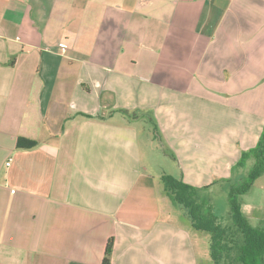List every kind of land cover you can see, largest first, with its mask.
<instances>
[{
	"label": "crops",
	"instance_id": "0c3cea01",
	"mask_svg": "<svg viewBox=\"0 0 264 264\" xmlns=\"http://www.w3.org/2000/svg\"><path fill=\"white\" fill-rule=\"evenodd\" d=\"M263 127L264 0H0V264H208L162 177L211 192Z\"/></svg>",
	"mask_w": 264,
	"mask_h": 264
},
{
	"label": "trees",
	"instance_id": "16d2710c",
	"mask_svg": "<svg viewBox=\"0 0 264 264\" xmlns=\"http://www.w3.org/2000/svg\"><path fill=\"white\" fill-rule=\"evenodd\" d=\"M121 111L130 114L127 109ZM155 132L157 134L158 130L155 129ZM36 144L37 141L33 139L20 137L18 140V147L21 148H30ZM249 161H253V165L245 175L243 169ZM263 173L264 127L257 144L242 151L239 161L232 167L231 176L222 178L227 183L232 215V222L227 224L209 204L208 197L201 196L200 191L206 187L189 184L171 175L162 177L165 195L175 208L182 211L192 231L208 236V264H264V220L256 223L250 219L244 213L240 200ZM113 248L114 238L111 237L103 264H112Z\"/></svg>",
	"mask_w": 264,
	"mask_h": 264
},
{
	"label": "rangeland",
	"instance_id": "374dc122",
	"mask_svg": "<svg viewBox=\"0 0 264 264\" xmlns=\"http://www.w3.org/2000/svg\"><path fill=\"white\" fill-rule=\"evenodd\" d=\"M154 128V126L152 127ZM154 134L155 132V128ZM157 160L162 163L164 167L161 168H167L171 170V168L174 169L176 167V163L171 160V156L166 158L165 156H157ZM253 165V161H249L246 167L243 169V174L247 175L249 169ZM166 169V170H167ZM167 172H170L167 170ZM222 178L226 177H218L214 179V182H212V191L206 192V191H200L201 196H207L209 199V204L213 207V209L217 212V214L220 216L221 220L224 222V224L231 223L232 222V215H231V209H230V201H229V195L227 192V183L223 182ZM241 202L247 205V203L254 205H258V203H264V173L256 179L254 182L252 189L249 193L245 194L243 197H241ZM255 207V206H254ZM201 237H203L201 235ZM198 247L200 248L199 251L202 255V258L205 257L207 253V244L206 242H199ZM209 250V249H208ZM204 256V257H203Z\"/></svg>",
	"mask_w": 264,
	"mask_h": 264
},
{
	"label": "built area",
	"instance_id": "2783aa9c",
	"mask_svg": "<svg viewBox=\"0 0 264 264\" xmlns=\"http://www.w3.org/2000/svg\"><path fill=\"white\" fill-rule=\"evenodd\" d=\"M60 46H61L63 49L67 48V44L64 43V42H61V43H60ZM10 164H11V161L7 162V165H10Z\"/></svg>",
	"mask_w": 264,
	"mask_h": 264
}]
</instances>
